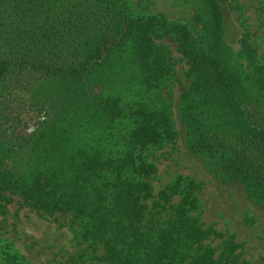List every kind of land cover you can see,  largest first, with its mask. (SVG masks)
<instances>
[{
    "label": "trees",
    "instance_id": "trees-1",
    "mask_svg": "<svg viewBox=\"0 0 264 264\" xmlns=\"http://www.w3.org/2000/svg\"><path fill=\"white\" fill-rule=\"evenodd\" d=\"M192 1L198 35L127 0H0V200L70 217L89 245L80 262L246 264L201 222V184L155 194L146 156L178 137L171 106L145 96L172 75L167 39L189 66V152L264 205V65L248 39L228 48L220 0Z\"/></svg>",
    "mask_w": 264,
    "mask_h": 264
},
{
    "label": "rangeland",
    "instance_id": "rangeland-1",
    "mask_svg": "<svg viewBox=\"0 0 264 264\" xmlns=\"http://www.w3.org/2000/svg\"><path fill=\"white\" fill-rule=\"evenodd\" d=\"M140 15H163L169 21L187 24L198 35L192 0H127ZM225 27V43L235 54L241 40L248 39L264 65V0H220ZM169 49L173 65L170 79L163 90L146 93L148 102H165L171 106L178 137L167 147L146 153L157 166L152 183L155 194L179 177L201 184L200 220L217 233L234 236L241 246V261L264 264V205H255L239 183L223 184L207 170L200 158L192 155L185 141L180 120L181 97L191 80L186 77L189 66L169 40H161ZM133 95L129 96L132 100ZM46 218L18 196L0 200V264H106L97 260L80 262L89 253V245L78 235V225L70 217ZM212 247L222 239L209 241ZM99 255L104 253L101 247ZM87 259V258H86Z\"/></svg>",
    "mask_w": 264,
    "mask_h": 264
}]
</instances>
